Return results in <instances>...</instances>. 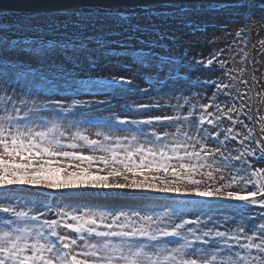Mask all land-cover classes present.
Listing matches in <instances>:
<instances>
[{
	"label": "rangeland",
	"instance_id": "374dc122",
	"mask_svg": "<svg viewBox=\"0 0 264 264\" xmlns=\"http://www.w3.org/2000/svg\"><path fill=\"white\" fill-rule=\"evenodd\" d=\"M244 6L249 16L244 14L247 24L242 32L235 31L230 16H226L227 21H217H222L220 31L201 33V25H195L177 44L179 49L167 43L170 48L174 46L173 54L182 60L181 66L163 67L136 55L137 48L121 61L115 60L111 52L98 49L79 51L78 55L40 53L37 48L28 53L14 49L0 53V186L18 184L35 192L68 190L75 179H88L97 190H136L190 202L216 193H261L264 181L260 166L247 158L248 153L254 157L250 143L254 125L250 110L242 108L249 109L252 94L258 93L261 111L256 123L262 129L264 145V29L255 26L256 45L249 43L250 25L257 17L252 10L257 7ZM123 15L126 18L97 15V10L42 15L3 12L0 26L6 27L0 29V37L10 38L21 32L26 35L24 41L31 43L74 41L102 36L124 26V34L133 37L134 43L162 42L160 30H151L161 17L150 22L145 16ZM196 15L188 10L179 17L185 22ZM125 19L140 23L138 29L127 27ZM252 64L256 65L255 75ZM218 74L219 79L215 78ZM225 88L228 93L223 92ZM214 95L233 96L236 104L228 111L231 118H217ZM107 108L111 111H104ZM94 119L101 120L94 124ZM210 135L221 137V144L211 142ZM230 139L232 144L227 142ZM78 142L81 148L75 147ZM216 149H228V163L242 161L231 168L221 156L212 159L204 151L212 154ZM67 154L85 155L94 161L71 160ZM128 171L136 174L128 175ZM39 183L45 188H37ZM159 215L70 211L61 220L78 228L108 231L112 240L127 233H141L152 239L158 233L179 232L189 220L180 213ZM205 231L220 233L243 249L231 258L208 256L198 262L264 264V229L249 228L242 222L223 227L217 221ZM41 232L40 228L0 231V264H15L25 257L34 264L36 259L42 264H59V255ZM23 234L31 243L13 239ZM69 234L78 238L76 233ZM38 240L44 246L41 252L36 248ZM109 247L113 249L108 243L76 245L77 255L90 262L85 264H110V250L106 251ZM167 251L164 255L152 252V258L143 261L139 257L136 261L147 264L155 259L154 264H163L166 259L183 255L178 246Z\"/></svg>",
	"mask_w": 264,
	"mask_h": 264
},
{
	"label": "bare ground",
	"instance_id": "6f19581e",
	"mask_svg": "<svg viewBox=\"0 0 264 264\" xmlns=\"http://www.w3.org/2000/svg\"><path fill=\"white\" fill-rule=\"evenodd\" d=\"M241 1H243V2H245V3L252 4V5H253V4H254V5H258V6L264 8V2L261 1V0H241ZM197 22H199V21H197ZM237 25H238V27H239L240 23H238ZM166 35H167V37L169 38V37L171 36V33H170L169 31H166ZM75 146H76L77 148H81V145H80L79 142H78L77 144H75ZM260 167H261V171H262V178H261V181L263 182V181H264V165H261ZM74 183H79V184H81V185H84V184H85L82 180L75 181ZM40 186H42V185H40ZM43 187H44V186H43ZM83 190H84V189H83ZM83 190H80V192H84ZM66 192H78V190L73 191V190H70V189H69V190L64 191V193H66ZM128 192H130V190H128ZM127 194H130L132 197H137V194H139V193H137V192H133V193H127ZM120 195H123V194L120 193ZM26 196H27L26 194H22V195H20L19 197H21V198H20V200H19L17 203H9V202H5V204H7V205L10 206L12 209H14V211L19 212V213H24V212H30V213H31V212H32V213H36V214H39V215L44 214L41 210H39V209H35V208L32 207L30 204L25 203V202L23 201L22 197H26ZM65 196H66V198H70V197L72 196V194H68V195H65ZM71 207H73V206H71ZM132 261H134V260H132Z\"/></svg>",
	"mask_w": 264,
	"mask_h": 264
},
{
	"label": "water",
	"instance_id": "95a60500",
	"mask_svg": "<svg viewBox=\"0 0 264 264\" xmlns=\"http://www.w3.org/2000/svg\"><path fill=\"white\" fill-rule=\"evenodd\" d=\"M76 0H0V4L15 5V6H38V5H49L55 3H68ZM89 0H79V2H86ZM90 1H101V0H90ZM106 1V0H105ZM264 2V0H261Z\"/></svg>",
	"mask_w": 264,
	"mask_h": 264
}]
</instances>
